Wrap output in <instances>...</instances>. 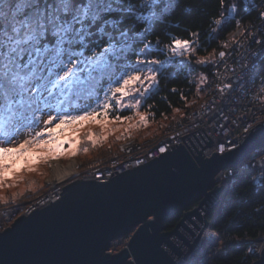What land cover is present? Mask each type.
Instances as JSON below:
<instances>
[{"label": "snow or ice", "instance_id": "6c2138e0", "mask_svg": "<svg viewBox=\"0 0 264 264\" xmlns=\"http://www.w3.org/2000/svg\"><path fill=\"white\" fill-rule=\"evenodd\" d=\"M211 2L0 0V190L13 187L9 181L16 180L24 169L31 173L39 162L58 159L67 151L65 145L75 154L78 141L74 137L60 139L72 125L88 122L109 131L110 123L129 122L138 117V124L147 126L148 117L140 112L143 103L160 90L159 82L169 68L174 70L169 79H175L176 74L191 67V60L200 50L199 32L184 29L192 39H178L170 34V27H179L171 17L177 11L183 14L182 19L211 15L202 7ZM218 9L212 21L216 27L210 34L205 33L209 44L233 23L240 28L243 20L255 13L251 27L245 26L240 33L250 38L244 45V59L234 58L232 63L237 67H226L230 76L218 85L216 97L205 106L204 117L192 121L187 135L177 134L161 142L156 148V158L173 153L176 150L173 141L199 144L204 136L210 138L217 128L223 131L228 124L239 130L241 118L236 117L237 108L233 107L237 94L247 91L257 80L264 85V0L259 3L218 0ZM159 33L168 37L167 44L159 39ZM152 36L157 39H149ZM235 51L234 46L231 52ZM229 55L220 51L219 63H225ZM196 62L202 66L208 64L206 59ZM204 82L202 76L201 83ZM124 111H132L134 115H121ZM202 123L212 126L202 131ZM134 126L130 123L128 131ZM260 126L264 127V122ZM77 130L72 128L73 132ZM254 131V127L244 124V138ZM86 135L93 144L106 139V136ZM224 151L221 144L219 152ZM136 163L139 166L143 162ZM247 169H253V165L249 163ZM253 170L264 172V163ZM237 175V170L232 169L218 178L221 189L225 184L231 185ZM254 184L260 185L261 178ZM52 192H57L56 186ZM56 201L64 204V195L57 193L54 200H49L48 207H57ZM20 207L23 205L15 210L19 211ZM200 210L199 223L188 227L182 221L171 233L176 235L181 228L186 233L180 236L179 245L170 246L178 257L174 264H230L231 238L226 231L206 232L213 224L205 222V218H214V213L204 205ZM34 211L29 208L23 214L24 219L30 218ZM93 211L86 199L78 201L48 224L23 235L7 250L0 242V257L7 252L11 257L9 264H92L85 256L84 241ZM14 230L15 227L6 229L0 236ZM252 256H258L260 264H264V248L249 247L246 259ZM0 264H4L3 259Z\"/></svg>", "mask_w": 264, "mask_h": 264}, {"label": "water", "instance_id": "95a60500", "mask_svg": "<svg viewBox=\"0 0 264 264\" xmlns=\"http://www.w3.org/2000/svg\"><path fill=\"white\" fill-rule=\"evenodd\" d=\"M260 125V122L255 124L253 134L247 138L242 136L239 145L223 153L214 150L211 155H205L204 149L213 140L204 136L199 144L174 143L173 153L160 158L154 156L120 172L116 169L111 175L72 178L55 193L64 195V204L56 201L58 206L49 208L48 201L34 207L30 218L24 219V213L20 214L10 225L0 229L3 233L15 227L14 231L0 236V242L7 250L23 235L48 224L70 205L86 199L94 209L84 241L85 256L92 264H174L178 257L170 246L179 245L180 236L186 233L184 228L176 235H172V231L182 221L188 227L199 223L201 205L215 211L223 192L217 184V175L226 168L237 167L254 151L264 149V127ZM201 130L205 131L203 126ZM180 212L182 216L176 225L167 229L165 223L178 218ZM207 221H210L209 216L205 218ZM212 232L215 231L212 229ZM124 236H130L127 244L113 252L112 243ZM262 242L261 237L256 238L250 247L264 248ZM255 257L249 264H260L258 256ZM0 259L9 264L11 257L6 252Z\"/></svg>", "mask_w": 264, "mask_h": 264}, {"label": "trees", "instance_id": "16d2710c", "mask_svg": "<svg viewBox=\"0 0 264 264\" xmlns=\"http://www.w3.org/2000/svg\"><path fill=\"white\" fill-rule=\"evenodd\" d=\"M185 3H187V0H185ZM202 7L211 15L200 14L195 16V18L189 16L182 19L183 14L177 11L171 17V20L174 24L179 23V27L173 26L168 29L170 34L178 39H192L184 29H188L189 32L200 33V50L197 52V56L191 60V67L184 68V70L175 75V79H169V75L174 71L169 68L165 72V77L159 82L160 90L143 103V110H145L149 119L155 120L166 117L170 120L172 118L166 124L167 126L179 120L188 110L196 108L202 103L207 91V76L213 70L218 53L232 45L234 40L244 30L248 21L255 15L253 13L252 17L243 20L242 31L237 36L231 38V33L237 30L235 23H233L225 31L216 35L215 39L209 44L208 35H205V33L210 34L216 27L212 21L216 18L219 10L218 0H212L211 3L202 5ZM149 39L156 40L157 36H152ZM159 39L164 44L168 43V37L162 33H159ZM224 44H227V47H222ZM212 51L215 52V57L207 59V66H202L196 62ZM202 76L206 77L204 83H201ZM173 89H175L174 92L172 91ZM127 113L128 111H124L122 114ZM134 139L141 140L139 137H134ZM261 150L254 151L250 157L254 158L264 154ZM120 152L121 148L110 155L98 157V159L87 163L78 171L83 173L95 165L119 155ZM260 172L253 170L243 173V175L238 174L235 181L228 185L222 203L213 212L214 218L209 216V220L213 224L211 228L218 234L226 231L228 237L231 238L228 245L230 264H235L236 261H240L241 264L251 263L256 257L252 256L250 259H246V250L250 247L252 240L264 237V182L259 186L254 184L255 177ZM261 173L264 176V172ZM181 216L182 212L179 213L178 218L168 220L165 223L166 228H173Z\"/></svg>", "mask_w": 264, "mask_h": 264}, {"label": "built area", "instance_id": "2783aa9c", "mask_svg": "<svg viewBox=\"0 0 264 264\" xmlns=\"http://www.w3.org/2000/svg\"><path fill=\"white\" fill-rule=\"evenodd\" d=\"M260 0H256V3H259ZM255 16V15H254ZM253 23V18L248 21L246 26L251 27ZM256 23H259L258 21ZM255 31V29H253ZM249 37L244 36L242 37L239 35L232 45L224 50L225 52L230 53L229 56L225 57V63H219V57L217 56L212 72L207 76V91L204 95V99L202 103L196 107L188 110L179 120L174 121L171 123L162 133L155 135L153 137H149L143 140H136L130 139L126 141L122 145V152L108 159L105 162L99 163L95 165L93 168L79 174L78 177H87V176H104V175H111V171L117 169L118 172L125 170L131 166L137 165V160L145 162L152 157L156 156V148L161 144L163 141H168L170 138L177 136V134L183 135L190 131V124L194 120H198L204 117L205 114V106L210 103L217 95L216 89L218 85H221V82H226L227 77L230 76V73L226 71L227 68L237 67L232 63V60L236 58L238 61L244 59L245 54V47L249 42ZM235 46L236 51L232 53L231 50ZM256 45H252V48H255ZM217 64L219 67L217 68ZM233 107L237 108L236 117H240V127L237 130L236 127H233L232 124H228L226 129L221 131L219 128L216 129L214 133L211 135V139L213 143L207 146L204 149V154L209 156L212 154L214 150L219 152V147L223 144L225 150L229 148H233V145H239V141L242 139V136L245 135L244 133V124L247 123L249 126H254L258 122H264V85H261L259 81L253 85L248 86L247 91H243L237 94L235 101L233 102ZM235 118V117H233ZM204 127L206 130L208 127H211V123L208 124H201L200 127ZM177 143V141H173V144ZM186 144L185 142H183ZM187 145V144H186ZM251 163L253 165V169L256 168L257 165L264 163V154L254 157V158H247L243 163L238 165L237 167H229L222 170L217 175L218 178L226 176L228 172L232 169H236L238 174L243 171V173L253 171V169H247V165ZM247 169V170H245ZM258 171V170H257ZM259 172V171H258ZM103 174V175H102ZM77 177V176H76ZM257 178H261V184L264 182L263 173H257L255 180ZM218 185H220L217 182ZM260 184V185H261ZM259 186V185H258ZM57 190L61 189V185L56 186ZM228 184L224 185L223 192L219 196V202L216 204V208L218 204L222 202L224 199L225 193L227 191ZM55 196V193L52 191L50 192ZM42 195L39 199L36 200L34 203H24V204H15L11 205L10 207H5L0 209V229L4 228L10 223H12L16 217H18L22 212L25 213L28 211L29 208H34L40 206L46 202L47 200H43L47 195ZM18 205H23L20 207L19 211H16ZM11 211V217H8V212Z\"/></svg>", "mask_w": 264, "mask_h": 264}, {"label": "rangeland", "instance_id": "374dc122", "mask_svg": "<svg viewBox=\"0 0 264 264\" xmlns=\"http://www.w3.org/2000/svg\"><path fill=\"white\" fill-rule=\"evenodd\" d=\"M241 31L242 27L237 28V30L231 33V38L237 36ZM213 57H215L214 51L209 53L207 56H202V59L207 60L212 59ZM140 112L147 115L145 110H143V106L140 108ZM121 115L132 116L134 113L132 111H128L127 114L121 113ZM170 120H172V118ZM170 120L166 117L155 120L148 118L147 126H145L138 124V117H134L129 122H117L115 124L110 123L108 125V129H110L109 131H105L100 124H89L88 122H83L82 125L70 126L60 139L64 140L68 137H74L75 140L78 141L76 144L75 154H73L72 149L68 145H65L67 151L60 155L58 159H49L47 161L39 162L38 165H34L36 168L34 172L30 173L27 169H24L22 173H18L16 180L9 181V183L14 185L13 187L6 186L3 190H0V209L10 207L15 204L34 203L42 195L50 193L53 186H62L66 183V179L58 182L54 181L53 168L58 162L65 166L73 164V172L68 178L72 179L76 176L78 177L79 174H81L78 170H80V168L85 166L87 163L98 159V157H103L104 155H110L114 151H119L120 148L122 152V145L128 140L134 139V137H139L143 140L162 133L169 126L166 124ZM130 123L135 126L131 128V131H128ZM72 128H76L78 130L73 132ZM87 133H91L96 137L106 136V139H99L95 144H93L88 141L86 135ZM85 148L88 149L87 152L84 151ZM4 203L6 204L4 205ZM20 213L22 214V212ZM210 231H212V228H210ZM129 237L130 236H124L116 239L111 245V250L115 252L123 248L127 244ZM262 239L264 242V237Z\"/></svg>", "mask_w": 264, "mask_h": 264}, {"label": "bare ground", "instance_id": "6f19581e", "mask_svg": "<svg viewBox=\"0 0 264 264\" xmlns=\"http://www.w3.org/2000/svg\"><path fill=\"white\" fill-rule=\"evenodd\" d=\"M73 166H74L73 164H70L69 166H65V165L61 164L60 162H58L53 168L54 181L58 182V181L65 180V179H66L65 181H68V179H70V178H68L69 175L73 172ZM47 198H48V200L53 199L54 195L50 193L43 200H47ZM221 203H219L218 206ZM205 231L206 232H212L209 229H206Z\"/></svg>", "mask_w": 264, "mask_h": 264}]
</instances>
